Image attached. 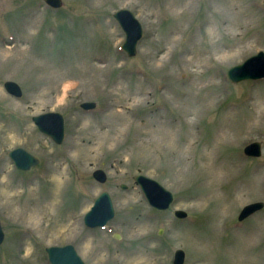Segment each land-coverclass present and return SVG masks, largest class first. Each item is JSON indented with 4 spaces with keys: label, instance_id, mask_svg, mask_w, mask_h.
Returning <instances> with one entry per match:
<instances>
[{
    "label": "rangeland",
    "instance_id": "rangeland-1",
    "mask_svg": "<svg viewBox=\"0 0 264 264\" xmlns=\"http://www.w3.org/2000/svg\"><path fill=\"white\" fill-rule=\"evenodd\" d=\"M61 1L0 0V264H50L45 247L65 244L85 264H173L176 249L184 264H264V207L237 220L264 203V79L226 74L264 52V0ZM121 8L142 26L134 57ZM48 111L63 115L60 145L31 120ZM254 141L256 158L243 153ZM16 147L40 163L18 170ZM139 173L172 192L168 210L149 206ZM103 190L114 216L88 228Z\"/></svg>",
    "mask_w": 264,
    "mask_h": 264
},
{
    "label": "water",
    "instance_id": "water-1",
    "mask_svg": "<svg viewBox=\"0 0 264 264\" xmlns=\"http://www.w3.org/2000/svg\"><path fill=\"white\" fill-rule=\"evenodd\" d=\"M53 7H60L61 0H44ZM113 17L125 33V40L122 44L123 50L133 56L136 53V44L142 36V26L134 14L125 8L118 9L113 13ZM227 76L232 83H238L243 80L264 78V52L251 55L242 63L231 66L227 70ZM5 90L16 97L21 96L22 90L15 81H5L3 84ZM94 102H83L81 107L93 108ZM33 123L38 129L47 134L53 142L60 144L64 137V119L59 112L49 111L42 114L32 116ZM244 152L250 156L260 155V142H252L245 146ZM8 156L13 160L16 168L22 171H28L32 166L38 164L39 159L21 147L11 149L7 152ZM92 176L100 183L106 181V173L102 169H95ZM133 180L140 185L148 202L155 208L166 209L173 199L172 192L164 188L156 180L142 174L134 176ZM122 188L126 186L121 185ZM264 206L263 202H252L246 204L238 214V220H243L255 211ZM177 217H185L186 212L183 210H175ZM114 215V209L110 195L103 190L95 196L93 204L89 211L83 216L84 224L88 227L104 226L107 221ZM116 239L120 238L119 234L115 235ZM4 239V232L0 222V244ZM50 264H85L71 244L63 246H47L45 248ZM184 251L176 249L173 256V264H183Z\"/></svg>",
    "mask_w": 264,
    "mask_h": 264
},
{
    "label": "bare ground",
    "instance_id": "bare-ground-1",
    "mask_svg": "<svg viewBox=\"0 0 264 264\" xmlns=\"http://www.w3.org/2000/svg\"><path fill=\"white\" fill-rule=\"evenodd\" d=\"M113 206V205H112ZM114 208V207H113Z\"/></svg>",
    "mask_w": 264,
    "mask_h": 264
}]
</instances>
